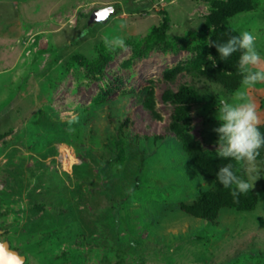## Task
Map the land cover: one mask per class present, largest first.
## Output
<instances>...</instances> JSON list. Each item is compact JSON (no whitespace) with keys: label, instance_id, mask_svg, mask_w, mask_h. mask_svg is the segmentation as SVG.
<instances>
[{"label":"rangeland","instance_id":"1","mask_svg":"<svg viewBox=\"0 0 264 264\" xmlns=\"http://www.w3.org/2000/svg\"><path fill=\"white\" fill-rule=\"evenodd\" d=\"M218 3L264 54V0H0V241L24 264H264V175L250 212L179 210L213 189L186 148L218 157L240 85L212 60ZM248 95L260 126L264 83Z\"/></svg>","mask_w":264,"mask_h":264},{"label":"clouds","instance_id":"2","mask_svg":"<svg viewBox=\"0 0 264 264\" xmlns=\"http://www.w3.org/2000/svg\"><path fill=\"white\" fill-rule=\"evenodd\" d=\"M256 41L257 37L251 30H242L223 42L211 41L221 60L239 53L237 70L241 77L240 85L231 99L220 100L215 117L218 126L212 129L218 136V157L244 165L242 174L234 171L231 162L219 167L216 172L215 180L230 189L234 199L249 192L254 182L264 175L256 163L261 149H264V133L259 129L256 104L248 95L253 86L264 83V54ZM111 47L123 49L126 47L125 40L116 36L111 41Z\"/></svg>","mask_w":264,"mask_h":264},{"label":"trees","instance_id":"3","mask_svg":"<svg viewBox=\"0 0 264 264\" xmlns=\"http://www.w3.org/2000/svg\"><path fill=\"white\" fill-rule=\"evenodd\" d=\"M237 2H233L232 4V7H234L235 10H243L247 8L242 5L243 3ZM245 5H248V3H245ZM213 7L212 12L207 19V23L214 28L211 41L223 42L230 36L237 35L238 33L228 27L223 20L225 16L231 14V9L221 7L219 3ZM168 26L169 19L167 15L164 14L161 27L158 31H156V34L161 37L165 36ZM210 52L212 60L218 70L227 72L231 75L239 74L237 70L239 53L233 54L227 60H221L215 48L211 45ZM175 99L180 104H188L195 102L198 99V94L194 89L185 86L182 87L175 95ZM259 129L262 133H264V124L260 125ZM186 151L188 153L189 160L197 168L200 174L204 178L213 180V189L205 197L199 198L191 205L181 204L179 206V210L182 213L195 219L214 220L223 209L242 212H250L254 209L256 197L251 191L241 194L234 199L230 195V189L224 188L218 181L215 180L216 172L219 167L231 162L233 164L234 171L237 173V169L241 164L240 162L235 160L229 161L219 157H205V155L201 152L192 149L186 148ZM257 162L260 164L262 171H264V149H261L260 154L257 157ZM0 231L2 233V229H0Z\"/></svg>","mask_w":264,"mask_h":264},{"label":"water","instance_id":"4","mask_svg":"<svg viewBox=\"0 0 264 264\" xmlns=\"http://www.w3.org/2000/svg\"><path fill=\"white\" fill-rule=\"evenodd\" d=\"M120 10V7L116 12ZM1 234V231H0ZM25 258L11 249L7 242L0 241V264H24Z\"/></svg>","mask_w":264,"mask_h":264}]
</instances>
